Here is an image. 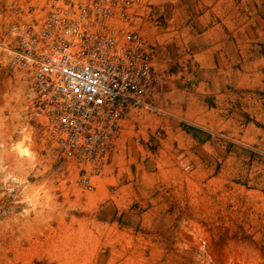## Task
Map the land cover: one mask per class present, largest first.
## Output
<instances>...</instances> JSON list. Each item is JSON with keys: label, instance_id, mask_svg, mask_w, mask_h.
<instances>
[{"label": "rangeland", "instance_id": "obj_1", "mask_svg": "<svg viewBox=\"0 0 264 264\" xmlns=\"http://www.w3.org/2000/svg\"><path fill=\"white\" fill-rule=\"evenodd\" d=\"M198 2L149 0L143 32L174 41L172 16H195ZM226 4L216 0L214 13L228 24L218 43L233 82L209 99L207 119L120 145L119 132L96 167L62 157L28 106L24 74L8 64L12 24L33 14L6 27L0 13V264H264V0ZM161 69L153 107L141 109L147 122L164 113L156 86L173 69Z\"/></svg>", "mask_w": 264, "mask_h": 264}, {"label": "built area", "instance_id": "obj_2", "mask_svg": "<svg viewBox=\"0 0 264 264\" xmlns=\"http://www.w3.org/2000/svg\"><path fill=\"white\" fill-rule=\"evenodd\" d=\"M143 2L44 0L12 24L8 64L24 74L28 106L65 159L104 163L130 111L153 107L157 47L138 25ZM81 184L93 187L86 174Z\"/></svg>", "mask_w": 264, "mask_h": 264}, {"label": "crops", "instance_id": "obj_3", "mask_svg": "<svg viewBox=\"0 0 264 264\" xmlns=\"http://www.w3.org/2000/svg\"><path fill=\"white\" fill-rule=\"evenodd\" d=\"M13 1L17 6L14 12H11V8L3 12L0 9V13H4L6 16V27H9L10 22L16 19V13L23 19L29 17L30 10L34 9L32 6L30 7V2L34 0H0V8L5 3L10 5ZM143 1L140 11L145 14L144 17L138 19L141 32L156 47L161 42L162 57L159 61L158 58L156 59V69L159 67L163 71L168 68L173 70L172 72H163L158 87L156 86L159 104L164 113L155 116V121L147 122L142 119L145 114L144 110L134 109L130 111L122 121L117 139L118 145L132 139V136L137 134L136 132L148 131V128L162 127L167 131H173L179 125V120L194 124L202 122L207 119L204 113L208 114L211 111L209 99L213 96L223 95L224 92L220 90L227 89L228 85L230 86L233 82V77L230 76L231 63H228L227 51L224 49L226 46L218 43L219 41L227 43L226 30L228 24L225 25L226 27L218 24L214 13L216 0H199L196 4L195 11L197 10V14L195 16L193 14L186 16L184 13L172 16L171 21L173 22L175 18L177 21L166 27V30L178 32V37L172 42H165L166 40L161 35L147 36L143 32L144 28L152 24V21L149 22L145 15L153 10L148 5L149 0ZM226 2L227 8L228 0ZM224 30L225 34H223ZM190 32L193 34L187 37L186 34ZM173 51L180 53L174 57L166 56L169 53L171 55Z\"/></svg>", "mask_w": 264, "mask_h": 264}, {"label": "bare ground", "instance_id": "obj_4", "mask_svg": "<svg viewBox=\"0 0 264 264\" xmlns=\"http://www.w3.org/2000/svg\"><path fill=\"white\" fill-rule=\"evenodd\" d=\"M252 68V67H251ZM253 70V69H252ZM249 77V76H248ZM252 78V77H251ZM251 80V79H250ZM245 81V80H244Z\"/></svg>", "mask_w": 264, "mask_h": 264}]
</instances>
